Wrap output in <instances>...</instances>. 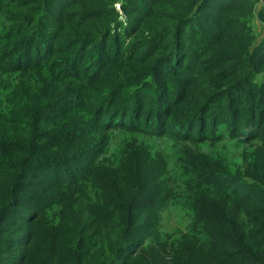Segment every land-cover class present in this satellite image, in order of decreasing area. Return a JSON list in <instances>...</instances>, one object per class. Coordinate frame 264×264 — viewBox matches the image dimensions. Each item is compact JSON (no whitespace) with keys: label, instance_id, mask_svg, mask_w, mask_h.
Wrapping results in <instances>:
<instances>
[{"label":"rangeland","instance_id":"374dc122","mask_svg":"<svg viewBox=\"0 0 264 264\" xmlns=\"http://www.w3.org/2000/svg\"><path fill=\"white\" fill-rule=\"evenodd\" d=\"M17 1L0 0V186L5 188L0 210L3 204L7 210L14 200L30 204L34 220L29 226L35 234L31 264H78L77 251L88 261L75 226L81 219L94 220L97 206L115 202L118 193L136 200L155 224L162 219L167 232L186 234L196 220L189 211L196 197L187 182L189 156L214 159L229 153L237 159L254 151L252 144L232 137L223 105L227 98L222 100L227 96L225 72L210 63L204 69L198 60L180 75L171 70L152 75L144 59L130 60L133 55L127 50L142 34L125 35L126 27L135 22L124 8V2L137 5L131 0L111 5L120 15V43L125 47L114 48L119 55L110 60L97 63L93 55L82 61L78 56L73 64L66 54L60 55L61 43L48 45L54 49L50 55L39 52L44 50L40 42L25 51L19 48L23 39L18 38L11 14ZM48 3L36 19L34 35H45L51 26L63 27L73 19L70 11ZM258 21L247 25L254 39L252 52L264 45V27ZM261 63L257 61L256 69ZM263 81L257 75L251 82L259 86ZM208 104L217 105L215 118L223 138L207 143L198 142L199 137L193 142L180 139L183 127L177 124L191 122L193 135L201 132L203 122L196 117ZM165 121L175 136H157ZM249 128L254 137L257 126ZM229 170L237 178L247 167L234 164ZM263 176L261 168L257 180L263 182ZM27 180L33 183L26 190L21 186ZM179 190L187 194L180 196Z\"/></svg>","mask_w":264,"mask_h":264},{"label":"trees","instance_id":"16d2710c","mask_svg":"<svg viewBox=\"0 0 264 264\" xmlns=\"http://www.w3.org/2000/svg\"><path fill=\"white\" fill-rule=\"evenodd\" d=\"M117 1L19 0L11 11L18 38L23 39L19 48L31 52L34 43L40 42L44 50L39 52L50 55L54 49L48 45L61 43L64 48L60 55L66 54L73 64L78 56L81 61L90 55L97 63L110 60L119 55L114 48L125 47L120 43V15L111 7ZM131 1L137 5L124 2V8L135 22L126 27L125 35L142 34L137 45L127 50L128 56L133 55L130 60L144 59L152 75H166L168 70L180 75L190 63L187 69L192 70L198 60L204 69L208 63L222 69L226 76L223 74L222 81L227 85V96L222 100L227 98L223 105L228 108L232 137L240 144H252L254 151L237 159L229 153L214 159L189 156L187 182L196 194L189 211L196 220L186 234L167 232L162 219L155 224L136 200L120 193L115 202L104 201L95 209L99 214L94 220L81 219L75 226V236L86 244L88 258L86 261L77 251L78 264H264V191L260 190L264 176L263 182L257 180L259 170L264 168V81L259 86L251 82L257 75L264 77V45L252 52L254 39L247 28L253 20L264 27V0ZM48 2L53 8L70 11L73 19H67L70 22L63 27L51 26L45 35H34L36 19ZM29 37L32 40L26 42ZM258 60L262 63L256 69ZM232 69L236 72L231 74ZM218 111L216 104H208L196 117L203 122L196 136L194 123L177 124L175 127H183L178 132L180 139L193 142L199 137L201 143L221 140V125L215 118ZM167 124L165 121L157 136H175ZM249 126H257L254 137ZM241 130L243 133H239ZM234 164L245 165L247 171L232 177L229 168ZM22 183L27 190L33 182ZM4 193L5 188L0 186V194ZM178 194L187 193L179 190ZM4 205L0 210V264H31L35 234L29 226L34 220L30 204L21 206L14 200L7 210Z\"/></svg>","mask_w":264,"mask_h":264}]
</instances>
